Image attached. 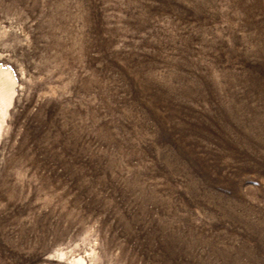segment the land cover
Masks as SVG:
<instances>
[{"label":"rangeland","instance_id":"374dc122","mask_svg":"<svg viewBox=\"0 0 264 264\" xmlns=\"http://www.w3.org/2000/svg\"><path fill=\"white\" fill-rule=\"evenodd\" d=\"M0 264H264V0H0Z\"/></svg>","mask_w":264,"mask_h":264}]
</instances>
